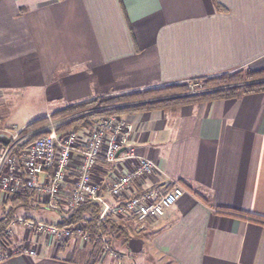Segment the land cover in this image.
Here are the masks:
<instances>
[{
  "label": "crops",
  "instance_id": "0c3cea01",
  "mask_svg": "<svg viewBox=\"0 0 264 264\" xmlns=\"http://www.w3.org/2000/svg\"><path fill=\"white\" fill-rule=\"evenodd\" d=\"M244 68L264 69V0H0L1 117L23 91L45 115ZM121 117L132 131L126 147L157 167L121 199L171 182L183 196L161 219H117L131 230L114 246L119 261L92 258V244L74 238L55 250L19 233L13 242L29 241L36 255L0 264H155V255L168 264H264V92ZM133 166L97 164L93 179L111 206L120 201L111 182Z\"/></svg>",
  "mask_w": 264,
  "mask_h": 264
},
{
  "label": "built area",
  "instance_id": "2783aa9c",
  "mask_svg": "<svg viewBox=\"0 0 264 264\" xmlns=\"http://www.w3.org/2000/svg\"><path fill=\"white\" fill-rule=\"evenodd\" d=\"M188 88L193 93L194 87L188 84ZM88 112L62 119H54L51 113H47L43 116L45 123L33 131L26 130V126H0V135L8 139L7 145L0 144V201L28 190L34 193L35 204L57 210L72 209L88 201L98 203L102 207L100 219L107 214L115 219L133 217L138 222L163 218L183 196L185 189L178 182H171L166 191L153 187L121 199L133 181L142 180L157 167L151 159L138 156L132 148L126 147L132 131L121 116L96 118L91 130L59 131L69 119ZM36 134L39 135L34 137ZM100 162L134 165L118 175L108 188L113 199H120L114 206L105 201L101 184L93 179ZM70 174L74 178L70 179ZM67 182L72 184L71 190L64 189ZM15 225H23L24 231L32 237L44 234L55 250L68 239H77L82 244H89L90 240V235L79 225L59 227L16 218L0 233V263L12 256L36 255L34 248L13 242ZM97 239L102 244L96 251L97 257L106 255L120 260L119 253L106 244L103 234L99 233Z\"/></svg>",
  "mask_w": 264,
  "mask_h": 264
},
{
  "label": "trees",
  "instance_id": "16d2710c",
  "mask_svg": "<svg viewBox=\"0 0 264 264\" xmlns=\"http://www.w3.org/2000/svg\"><path fill=\"white\" fill-rule=\"evenodd\" d=\"M214 4L217 8L220 7L216 1H214ZM188 84L194 87L193 93L189 90ZM262 92H264V69L253 71L244 68L214 76L191 79L183 83L133 91L116 96L108 95L78 104H69L58 111L52 112L51 115L54 119H62L90 111L83 116L69 119L59 128V131L79 132L84 129L91 130L94 120L103 116H123L172 105L180 106L216 100L239 99L245 95ZM44 123V118H40L28 124L26 130H36ZM38 135L36 134L34 137ZM179 184L185 188L183 184ZM186 187L190 189L189 186ZM33 204H35L34 193L28 190H22L7 197L1 204L0 233L13 220L18 218L16 214L19 211L28 210L33 207ZM35 205L39 207L38 204ZM101 211V205L90 201L79 204L75 208L67 209L63 212L64 215L60 214V210H57L60 218L55 225L59 227L79 225L83 232L90 235L89 243L92 244L91 257L93 258L97 249L102 245L97 239L99 233L106 237V244L114 250L116 244L119 246L124 245L131 234V230L120 225L117 219L110 214L104 215L100 219Z\"/></svg>",
  "mask_w": 264,
  "mask_h": 264
},
{
  "label": "rangeland",
  "instance_id": "374dc122",
  "mask_svg": "<svg viewBox=\"0 0 264 264\" xmlns=\"http://www.w3.org/2000/svg\"><path fill=\"white\" fill-rule=\"evenodd\" d=\"M116 95H121V94H114L113 96H116ZM2 107H4L5 109L4 110L5 116L1 117L2 114L0 113V117L2 118V122L0 126L2 127H11L12 125H16L18 127L27 126L33 121L43 118V115L45 112L42 102H39L35 98L28 97V95L26 94V91L22 92L21 97H14L12 99H7V102ZM84 131L86 130L84 129ZM2 203L3 202L0 201V212H1ZM32 206L33 207L29 208L28 210L19 211L16 214L17 217L25 219L26 221L42 222V223H48V224H55L57 221H59L60 215L57 212V208H51L47 206L46 207L44 206L36 207L35 204H33ZM61 211L65 212L66 209L62 208ZM13 228L16 234H19V230L21 231L22 229L21 231L22 236H23L22 238H26L28 236L26 239L29 240L28 238H31L33 243L39 242L40 240H45L48 242L44 234H42L41 236H33V237L30 236L29 233L24 231L25 227L23 225L21 227H19L18 225H15ZM69 240L70 239H68L67 241ZM67 241L63 242L61 246H63V244H65ZM28 243L30 242L26 241V243L24 244H28ZM86 245L87 244H85V246ZM33 247L35 248V246ZM155 259L158 260L157 263L155 262V264H168V263H165L166 261L163 258H160L158 255H155Z\"/></svg>",
  "mask_w": 264,
  "mask_h": 264
},
{
  "label": "water",
  "instance_id": "95a60500",
  "mask_svg": "<svg viewBox=\"0 0 264 264\" xmlns=\"http://www.w3.org/2000/svg\"><path fill=\"white\" fill-rule=\"evenodd\" d=\"M0 144L7 145L8 139L0 135Z\"/></svg>",
  "mask_w": 264,
  "mask_h": 264
}]
</instances>
